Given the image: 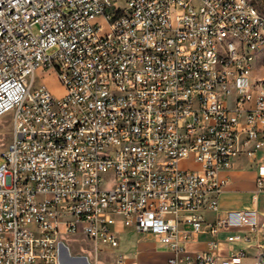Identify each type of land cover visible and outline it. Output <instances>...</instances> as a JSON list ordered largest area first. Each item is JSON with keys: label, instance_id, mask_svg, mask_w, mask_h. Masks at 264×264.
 Returning a JSON list of instances; mask_svg holds the SVG:
<instances>
[{"label": "built area", "instance_id": "built-area-1", "mask_svg": "<svg viewBox=\"0 0 264 264\" xmlns=\"http://www.w3.org/2000/svg\"><path fill=\"white\" fill-rule=\"evenodd\" d=\"M227 35L244 51L222 57ZM255 43L264 53L250 0H0V118L13 114L0 264H97L68 239L97 253L130 227L169 252L151 264H264L260 209L219 202L222 172L264 150ZM40 68L63 96L35 84ZM191 156L200 167L183 169ZM256 182L264 191V161Z\"/></svg>", "mask_w": 264, "mask_h": 264}, {"label": "rangeland", "instance_id": "rangeland-1", "mask_svg": "<svg viewBox=\"0 0 264 264\" xmlns=\"http://www.w3.org/2000/svg\"><path fill=\"white\" fill-rule=\"evenodd\" d=\"M56 49V47H52L48 52L53 53L56 51ZM253 75L259 80L260 83L264 81V53L258 57ZM35 84H47L53 94L57 97H61L65 93V88L53 69H38L36 72ZM12 123L13 114L11 112L6 113L0 118V153L8 147V144L11 141ZM263 159L264 150L258 152V158L256 160H245V165L240 162L236 166L238 168L237 172L229 173L232 182L228 184V186L234 185L236 183L246 184L251 182V171H254L257 163L261 162ZM2 161L3 157H0V163ZM180 166L183 169H198L200 167V165L194 161L193 156L182 160ZM261 202L264 206V193L261 197ZM120 238L121 245L119 247H111L100 244L99 248L97 249V253L95 245L87 240L84 236H72L68 239V243L70 244L73 252L88 254L90 260L92 262H97V264H123L117 261L119 253L121 252H126L130 258H135L137 262L147 264L160 263L161 260L166 256L165 251H167V249L155 241L153 234L141 233L130 227L120 235ZM239 245L232 246L239 248ZM139 252L142 253L139 254ZM249 262L250 259L244 260V264H248Z\"/></svg>", "mask_w": 264, "mask_h": 264}, {"label": "crops", "instance_id": "crops-1", "mask_svg": "<svg viewBox=\"0 0 264 264\" xmlns=\"http://www.w3.org/2000/svg\"><path fill=\"white\" fill-rule=\"evenodd\" d=\"M245 160H250V159H246V158L238 159L230 169L222 172L221 176L223 178H227L229 181L225 186L224 191L220 195L219 198L220 208L222 211H227L233 209H246V208L258 207L261 211L262 218H264V206L262 205L261 202V197L264 191L258 190L257 182H256L258 165L261 164L264 161V159L261 162L257 163L254 171H251V179H252L251 182L246 184L236 183L234 185L228 186V184L232 182L229 173L237 172L238 168L236 166L240 162L245 165ZM127 229H125L122 233H124ZM120 245H121V238H120ZM204 245L205 243H197V242H193L190 244L192 248H199ZM121 253L124 255L126 259L125 261L126 264H133V263L136 264L137 260L135 258H130L126 252H121ZM141 253L142 252H139V254ZM165 254L166 256L164 259L161 260V262L165 261V259L169 256L168 251H165ZM137 264H147V263L137 262Z\"/></svg>", "mask_w": 264, "mask_h": 264}, {"label": "bare ground", "instance_id": "bare-ground-1", "mask_svg": "<svg viewBox=\"0 0 264 264\" xmlns=\"http://www.w3.org/2000/svg\"><path fill=\"white\" fill-rule=\"evenodd\" d=\"M250 1L252 5L256 6V14L258 15V19L260 21H264V0H250ZM231 46L234 52L244 51L243 39L240 38L239 35H227V38H222V46H220V53L222 54V57H229V53H231ZM261 50H262V43L253 44L252 59L248 61V68L250 70V73L252 74L255 65L258 61V57L262 54ZM214 67L224 68L225 58H218L214 60ZM258 87H264V81L260 83L258 80ZM263 254H264V247H263Z\"/></svg>", "mask_w": 264, "mask_h": 264}, {"label": "water", "instance_id": "water-1", "mask_svg": "<svg viewBox=\"0 0 264 264\" xmlns=\"http://www.w3.org/2000/svg\"><path fill=\"white\" fill-rule=\"evenodd\" d=\"M63 256H64V257H69V256H70L69 249L66 248V247H65L64 250H63ZM84 264H87V262L85 261Z\"/></svg>", "mask_w": 264, "mask_h": 264}]
</instances>
